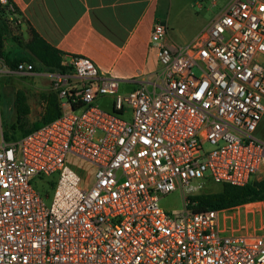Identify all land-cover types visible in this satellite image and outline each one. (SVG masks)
<instances>
[{
	"label": "built area",
	"instance_id": "1",
	"mask_svg": "<svg viewBox=\"0 0 264 264\" xmlns=\"http://www.w3.org/2000/svg\"><path fill=\"white\" fill-rule=\"evenodd\" d=\"M0 8L14 11L8 0ZM166 37L154 23L158 70L128 93L88 58H69L65 72L45 74L59 115L14 140L0 133V264H264V222L227 234L218 215L231 210L193 211L190 200L207 182L264 178V141L255 137L264 0H228L183 45ZM32 67L0 60V77ZM105 96L110 111L94 105ZM68 155L92 166L91 181L66 165ZM52 175L47 205L31 180ZM174 191L183 210L171 216L158 202Z\"/></svg>",
	"mask_w": 264,
	"mask_h": 264
},
{
	"label": "crops",
	"instance_id": "2",
	"mask_svg": "<svg viewBox=\"0 0 264 264\" xmlns=\"http://www.w3.org/2000/svg\"><path fill=\"white\" fill-rule=\"evenodd\" d=\"M8 1L14 6L15 12L6 18L11 22L10 25L20 30L23 39L27 38V29L30 28L59 52L61 63L74 56L88 58L102 73L118 80L121 93L141 86L158 70L157 49L150 42L154 23L166 25L167 45L179 46L172 43L169 37L171 0ZM15 48L8 40L4 50L10 51L15 57L22 56V50L15 51ZM47 93H52L50 80ZM26 98L31 112L27 95ZM41 107L42 115L45 107L43 100ZM257 203L264 205V201ZM249 212L253 216H263L260 206Z\"/></svg>",
	"mask_w": 264,
	"mask_h": 264
},
{
	"label": "rangeland",
	"instance_id": "3",
	"mask_svg": "<svg viewBox=\"0 0 264 264\" xmlns=\"http://www.w3.org/2000/svg\"><path fill=\"white\" fill-rule=\"evenodd\" d=\"M214 1L213 6L211 2ZM228 0H171L172 7L169 16V37L172 43L177 45H183L186 41H190L196 33L209 22L214 15H216L226 4ZM10 34L12 36H21L20 30L13 25H9ZM15 51L21 49L16 47ZM13 55V54H12ZM46 74V73H44ZM43 73L34 72L30 76H18V75H1L0 77V133L7 132L10 125L15 123V111H14V98L16 91L24 92L29 101L31 112L25 118V125L31 126L37 122L42 112V99L41 94H47L49 89V78L44 76ZM112 99L109 96L99 97L96 99L94 105L104 111H110ZM129 112L125 113V119H129ZM20 130L15 131V136L19 137ZM1 135V134H0ZM255 137L264 141V115L261 119L259 127L255 132ZM66 165L85 181H91L93 176V168L88 163L77 159L72 155H68ZM255 175L251 182L264 180V178L257 177ZM56 175L50 177L40 176L39 178H33L31 180L32 187L38 191L43 197V202L49 204L52 192L53 183L56 180ZM203 192L216 193L221 190V185L213 182H207L203 184ZM158 206L168 213L169 215H175L181 213L183 210L181 194L178 191H174L168 195L163 196ZM260 206L262 208L263 216L252 212ZM235 214V215H234ZM220 228H226L227 234L230 229L237 230L238 234L253 233L257 230L261 223L264 222V205H260L257 202L241 206L231 211L220 212L218 215Z\"/></svg>",
	"mask_w": 264,
	"mask_h": 264
},
{
	"label": "trees",
	"instance_id": "4",
	"mask_svg": "<svg viewBox=\"0 0 264 264\" xmlns=\"http://www.w3.org/2000/svg\"><path fill=\"white\" fill-rule=\"evenodd\" d=\"M14 12L15 10L6 12L0 8V59L3 64L10 70H15L19 63H27L33 66V72L36 73L65 72L66 69L61 66L59 52L41 40L32 29H27L26 39L10 34L9 25L11 22L6 17ZM8 40H10L11 45L22 50V56L15 57L10 51L4 50ZM41 99L45 102L42 115L37 122L27 126V124L25 125V118L29 115L30 110L26 102V95L21 91L15 93L13 103L15 123L10 125L7 132L3 131L5 141L24 136L59 115L55 94H42ZM16 130H20L19 137L14 134ZM190 200L196 203L192 210L198 212L232 210L250 203L262 202L264 201V180L250 182L239 187L224 184L219 192L196 195Z\"/></svg>",
	"mask_w": 264,
	"mask_h": 264
}]
</instances>
